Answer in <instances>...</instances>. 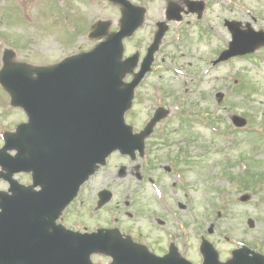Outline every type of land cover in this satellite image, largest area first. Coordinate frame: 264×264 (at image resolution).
Returning <instances> with one entry per match:
<instances>
[{
	"label": "rangeland",
	"instance_id": "1",
	"mask_svg": "<svg viewBox=\"0 0 264 264\" xmlns=\"http://www.w3.org/2000/svg\"><path fill=\"white\" fill-rule=\"evenodd\" d=\"M140 1L149 6L147 19L136 37L126 42L129 54H144L151 40L148 32L156 20L154 9L158 5ZM244 1L243 9H234L232 1L211 9L227 10L228 18H238L242 10L243 21H249V11L258 18L253 28L264 31V0ZM113 8L109 0H0V69L18 63L35 69L91 49L94 41L87 35L78 37L94 22H111L109 31L115 30L119 15ZM223 43L216 37L207 45L195 36L190 43L178 42L170 32L156 54L151 73L136 89L126 116L128 124L138 131L157 107L168 111L154 135L160 140L168 131V145L158 149L181 153L182 160L184 155V171L171 176L163 187L153 190L140 185L142 190L128 196L137 206L157 213L165 210L163 199L171 205H184L176 211L175 220L170 212L164 214L170 221L168 226L173 221L182 226L179 239L187 242L185 255L195 260L194 264L202 261L198 252L202 235L221 261L241 246L264 255V48L212 67L211 55L221 51ZM240 79L244 89H239ZM186 113L189 123L182 121L181 115ZM233 115L246 119L247 124L234 127ZM25 121L24 113L10 105L0 87V147L2 136ZM150 142H155L154 138ZM19 178L22 183L28 181L27 176ZM120 192L123 198L126 193ZM242 196L249 198L243 202ZM92 261L108 262L102 256H93Z\"/></svg>",
	"mask_w": 264,
	"mask_h": 264
},
{
	"label": "water",
	"instance_id": "2",
	"mask_svg": "<svg viewBox=\"0 0 264 264\" xmlns=\"http://www.w3.org/2000/svg\"><path fill=\"white\" fill-rule=\"evenodd\" d=\"M117 1L127 6L124 0ZM137 26L138 21L132 22L126 14L119 34L90 53L37 70L36 77L23 66L1 72L0 84L28 120L15 134L4 137L0 166L11 174L31 172L33 185L24 187L9 180L11 195L0 193V264H92V254L110 257V264H190L174 255L155 257L112 233L81 235L56 225L62 210L98 165L115 150L142 151L144 137L161 118L157 113L137 135L124 123L133 90L149 70L156 48L155 44L150 49L135 80L124 84L122 79L135 67L136 57L120 60L121 41ZM232 38L217 62L264 45V35L259 33L234 31ZM232 121L238 127L246 123L237 117ZM10 149L17 150L15 157L6 154ZM201 252L203 264H264L263 256L246 248L234 251L226 263L218 261L206 242Z\"/></svg>",
	"mask_w": 264,
	"mask_h": 264
},
{
	"label": "flooded vegetation",
	"instance_id": "3",
	"mask_svg": "<svg viewBox=\"0 0 264 264\" xmlns=\"http://www.w3.org/2000/svg\"><path fill=\"white\" fill-rule=\"evenodd\" d=\"M151 1L146 0V3L150 4ZM155 1L158 2V6L154 9L156 20L152 31L148 32L151 42L156 33V24L160 21L168 23L163 39L169 35L173 24L169 20V15L180 18V22L176 24V31L171 34L175 33V37L181 42L189 40L191 36H196V40L209 43L217 36L220 42L227 45L229 39L224 36L230 37L231 31L228 23H234L233 25L239 31H246L247 29L255 30L252 24L255 25L258 22V18L251 15L249 11L246 12L249 21H243L242 15L245 13L242 10L239 11L238 18H228L225 15L227 10L217 9L215 12L211 9L224 2L230 5L229 1L233 2L234 9H243L244 0H189L194 3L191 6L183 0ZM137 4L140 3L137 2ZM144 6L146 14L148 5ZM168 9L172 10L168 12ZM157 136H153L154 140L159 139ZM161 146L165 144H146L143 157L112 154L106 166L82 187L76 201L60 218L61 223L70 230L82 233H92L99 229L117 230L123 237L144 246L149 252L158 256L165 255L170 250L185 255L184 247H187V242L182 241V238L179 239L182 226L177 225L175 221L168 226L170 221L164 214V212H170L169 215L175 220L176 211L183 209V204L171 205L170 201L163 199L165 210L157 213L150 207L137 206L136 201L129 199L128 196L129 192L136 193L142 190L140 185L153 190L163 187L171 176L181 172L183 165L181 153L158 149ZM16 178L18 179L19 176ZM1 184L2 190L8 189L6 182L2 181ZM94 186L96 190H92ZM172 186L175 187L176 183L172 182ZM120 190L126 193L123 198H120ZM102 191H109L110 199L105 205L98 207L108 199V194H102ZM81 196H84V199L80 201ZM179 219H181L180 216Z\"/></svg>",
	"mask_w": 264,
	"mask_h": 264
}]
</instances>
